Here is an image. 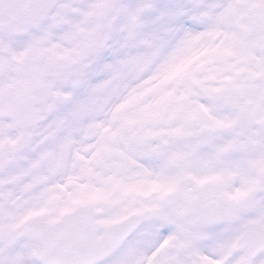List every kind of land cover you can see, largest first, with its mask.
<instances>
[{"label":"snow or ice","instance_id":"snow-or-ice-1","mask_svg":"<svg viewBox=\"0 0 264 264\" xmlns=\"http://www.w3.org/2000/svg\"><path fill=\"white\" fill-rule=\"evenodd\" d=\"M0 264H264V0H0Z\"/></svg>","mask_w":264,"mask_h":264}]
</instances>
